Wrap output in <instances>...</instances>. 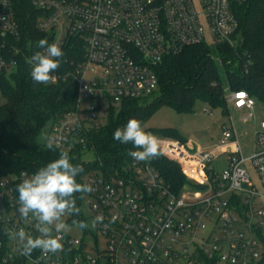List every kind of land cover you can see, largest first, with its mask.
<instances>
[{
  "label": "built area",
  "instance_id": "built-area-1",
  "mask_svg": "<svg viewBox=\"0 0 264 264\" xmlns=\"http://www.w3.org/2000/svg\"><path fill=\"white\" fill-rule=\"evenodd\" d=\"M247 1L33 0L41 12L38 30L49 43L63 49L78 39L85 46L74 74L76 111L58 120L50 141L68 152L79 146L87 152V133L105 125L112 109L158 92L155 69L165 58L201 44L237 47L236 13ZM22 44L13 2L0 0V99L2 79L37 52ZM52 76L50 83L62 79ZM228 91V106L252 117L255 98ZM157 138L160 153L180 166L188 183L174 193L149 162L133 159L121 170L86 176L82 184L94 190L77 194L80 213L64 217L72 230L62 234L63 251L55 254L37 249L25 256L10 236L21 228L39 236L38 222L19 213L16 191L33 173L0 178V264H264V122L249 160L235 130L223 128L216 151L228 155V166L221 172L213 168L215 151ZM98 215L103 220L92 227ZM73 220L89 227L80 230ZM98 234L106 242L103 250Z\"/></svg>",
  "mask_w": 264,
  "mask_h": 264
},
{
  "label": "trees",
  "instance_id": "trees-1",
  "mask_svg": "<svg viewBox=\"0 0 264 264\" xmlns=\"http://www.w3.org/2000/svg\"><path fill=\"white\" fill-rule=\"evenodd\" d=\"M12 2L23 49L40 51L38 41L45 39L37 27L41 12L35 8L33 0ZM236 15L241 38L237 47L219 44L213 49L201 44L165 58L155 69L159 82L156 100L145 106L136 101L123 102L120 108L110 111L105 125L87 133V152L82 146L72 152L67 151L71 162L83 168L77 182L82 183L90 174H107L128 165L132 159L129 151L137 149L130 143L121 144L114 140L113 133L130 118L139 119L145 128L162 106L178 113H190L198 102L227 113V89L247 91L255 99L264 100V0H248L238 6ZM62 51L61 65L52 73L62 76L57 83L34 82L30 75L31 67L24 61L15 73L1 81L5 103L0 106V178L25 171L35 173L58 158L60 151H66L55 145L48 149L47 143L58 120L76 111L78 88L74 74L77 65L84 61L85 46L78 39H73ZM236 63L240 64L235 66ZM145 130L155 137L187 143L173 128ZM88 154H92L94 159L87 161ZM149 163L172 192H179L188 183L180 166L161 153Z\"/></svg>",
  "mask_w": 264,
  "mask_h": 264
},
{
  "label": "clouds",
  "instance_id": "clouds-1",
  "mask_svg": "<svg viewBox=\"0 0 264 264\" xmlns=\"http://www.w3.org/2000/svg\"><path fill=\"white\" fill-rule=\"evenodd\" d=\"M37 46L43 51L35 52L26 63L31 67L33 81L47 84L54 80L52 73L59 69L64 52L57 43H49L44 38L38 41ZM113 139L121 144L130 143L137 149L128 153L133 160L150 162L160 155L158 138L147 132L139 119L130 118L123 127H118L113 133ZM53 147V142L49 141L47 148ZM82 171V166L71 162L67 151H60L58 158L49 161L17 185L19 213L25 220L34 218L38 222L39 236L33 237L23 228L10 233L25 256L37 249L45 255L63 251L62 234L72 230L64 217L79 215L77 193H91L94 190L89 184L77 182ZM102 220L103 217L98 215L91 226L95 227ZM72 223L80 230L89 227L84 221L73 220Z\"/></svg>",
  "mask_w": 264,
  "mask_h": 264
},
{
  "label": "rangeland",
  "instance_id": "rangeland-1",
  "mask_svg": "<svg viewBox=\"0 0 264 264\" xmlns=\"http://www.w3.org/2000/svg\"><path fill=\"white\" fill-rule=\"evenodd\" d=\"M212 48L214 49L213 46ZM213 54L216 58L217 53L215 50ZM236 64L234 65L238 66ZM222 77L225 79L223 70ZM90 78L91 75L87 73L86 80ZM226 95H229V91L226 92ZM158 96L159 93L157 92L153 96L140 99L139 104L141 106L150 104L156 100ZM4 103L5 100L0 99V105ZM91 104L94 106L97 103L93 102ZM262 122H264V100L255 99V108L252 117H248L246 112L236 111L231 105L228 106L227 113H223L221 109H214L200 102L195 105L190 113H178L170 107L162 106L149 119L145 128H173L176 129L188 143L193 144L196 150H201L202 152L215 151L216 160L213 162V168L215 171L221 172L228 166V155H221L220 151H216L220 144L223 128L227 127L235 130L236 138L241 148V155L245 160H249L255 155V137ZM93 159L94 156L92 154H88L86 157L87 161ZM251 176L256 183V177L253 172H251ZM105 243L103 236L98 234V247L100 250L104 249Z\"/></svg>",
  "mask_w": 264,
  "mask_h": 264
},
{
  "label": "water",
  "instance_id": "water-1",
  "mask_svg": "<svg viewBox=\"0 0 264 264\" xmlns=\"http://www.w3.org/2000/svg\"><path fill=\"white\" fill-rule=\"evenodd\" d=\"M189 148H190L191 150H193V144H190Z\"/></svg>",
  "mask_w": 264,
  "mask_h": 264
},
{
  "label": "crops",
  "instance_id": "crops-1",
  "mask_svg": "<svg viewBox=\"0 0 264 264\" xmlns=\"http://www.w3.org/2000/svg\"><path fill=\"white\" fill-rule=\"evenodd\" d=\"M239 112H245V111H239Z\"/></svg>",
  "mask_w": 264,
  "mask_h": 264
}]
</instances>
